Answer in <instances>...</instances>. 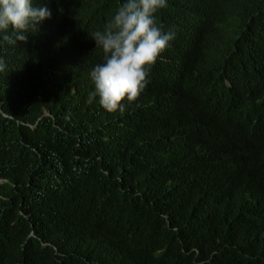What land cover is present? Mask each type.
<instances>
[{
  "label": "trees",
  "instance_id": "1",
  "mask_svg": "<svg viewBox=\"0 0 264 264\" xmlns=\"http://www.w3.org/2000/svg\"><path fill=\"white\" fill-rule=\"evenodd\" d=\"M123 2L0 39V264H264V0H166L174 40L109 113L92 33Z\"/></svg>",
  "mask_w": 264,
  "mask_h": 264
},
{
  "label": "clouds",
  "instance_id": "2",
  "mask_svg": "<svg viewBox=\"0 0 264 264\" xmlns=\"http://www.w3.org/2000/svg\"><path fill=\"white\" fill-rule=\"evenodd\" d=\"M36 0H0V39L10 46L28 42L38 25L51 18V11ZM166 0H124L103 31L92 33L103 62L90 73L100 106L109 113H123L149 83L148 76L175 33L163 31L156 14ZM6 65L0 58V72Z\"/></svg>",
  "mask_w": 264,
  "mask_h": 264
},
{
  "label": "bare ground",
  "instance_id": "3",
  "mask_svg": "<svg viewBox=\"0 0 264 264\" xmlns=\"http://www.w3.org/2000/svg\"><path fill=\"white\" fill-rule=\"evenodd\" d=\"M162 57V56H161ZM167 58V57H166ZM138 128V127H137Z\"/></svg>",
  "mask_w": 264,
  "mask_h": 264
}]
</instances>
